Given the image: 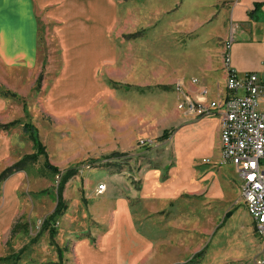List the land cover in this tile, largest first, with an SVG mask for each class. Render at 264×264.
Here are the masks:
<instances>
[{
	"label": "rangeland",
	"instance_id": "rangeland-1",
	"mask_svg": "<svg viewBox=\"0 0 264 264\" xmlns=\"http://www.w3.org/2000/svg\"><path fill=\"white\" fill-rule=\"evenodd\" d=\"M125 3L123 32L118 31L123 34V45L125 41L130 44L113 64L104 66L101 79L107 89L83 78L85 68L75 72L76 77L64 87L66 94L47 109L43 91L58 78L57 72L45 77L41 70L30 83L18 74L15 78L9 74V79L0 68L2 82H25L21 87L25 96L6 97L10 103L0 111V258L24 249L18 264H57L59 260L65 264L74 237L105 229L103 221L94 220L97 201L119 194L122 183L131 192H140L148 170L157 168L154 181L168 185L171 194L162 190L142 200L132 198L131 205L141 219L137 225L161 226V219L170 216L171 226L165 231L169 243L163 249L177 262L245 264L262 251V244L240 202L235 170L225 169L229 164L222 163L217 147L210 155L190 152L173 134L192 119L179 103L181 95L174 94L176 84L181 83L183 92L201 105L219 99L211 87H222L225 44L231 46L236 38L229 39L228 14L221 13L220 2L215 0H180L175 8L158 0ZM39 24V56L49 59L45 64L57 66L51 25L45 20ZM134 37L142 39L140 44ZM254 47L244 46L249 53ZM123 84L166 89L140 94L123 91ZM0 91L4 92L1 86ZM205 91L203 104L200 96ZM93 96L94 100H88ZM15 121L28 122L36 129L49 165L61 171L77 167L62 192L57 189L61 177L44 170L42 157L20 163L34 154V146L22 124L3 128ZM165 130L172 135L161 140ZM138 144L151 147L139 150ZM114 152L119 153L118 159H106ZM99 184L107 185L102 194L95 192ZM58 200L64 206L62 215L44 229Z\"/></svg>",
	"mask_w": 264,
	"mask_h": 264
},
{
	"label": "crops",
	"instance_id": "crops-1",
	"mask_svg": "<svg viewBox=\"0 0 264 264\" xmlns=\"http://www.w3.org/2000/svg\"><path fill=\"white\" fill-rule=\"evenodd\" d=\"M158 1L173 4V8L180 3V0ZM215 1L220 2L221 13L228 14L232 39L236 37L230 46L231 68L239 75L261 72L264 66V0ZM127 5L123 4V0H0V68L3 74L9 79V74L13 78L18 74L21 79H29L30 83H33L41 70L45 77L57 72L58 78L49 89L48 85H45L46 89L43 91V103L47 109H52V103L58 98L60 100L62 94H66L64 87L70 78L76 77L75 72L81 73L85 68L87 73L83 78H90L94 84L96 82L107 89L101 79L104 66L113 64L123 47L130 44L125 41L123 45V34L118 31L123 32V8ZM39 20H45L51 25V33L57 41V66L45 64L46 59L39 56L42 39ZM138 39L134 37V40L138 41L136 44L142 41ZM250 44L255 46L251 53L244 48ZM51 59L54 60L52 57ZM46 61L49 62V59ZM224 82L225 75L222 87L217 84L215 90L211 87L212 95L217 96L216 98L225 95ZM86 84L88 85V80ZM24 85L22 80L15 84L0 80V86L18 98L25 96L21 93V87ZM102 87L100 88L103 89ZM121 87L125 92L136 91L140 94L151 92L155 88L166 89L158 85L132 87L123 84ZM90 99L94 100L95 97L88 100ZM9 103L1 96L0 111ZM173 134L176 142L188 147L190 152L210 155L216 147L220 150L216 117L189 119L178 129H174ZM114 153L118 159L119 153ZM112 154L106 156V159L113 157ZM226 166L228 167L225 169L233 168L230 164ZM157 170H148L141 193L136 190L131 192L130 188H124L122 183L119 194L115 193L114 197L97 201L99 209L93 213L94 220L103 221L106 224L105 229L101 233L90 232L88 235L74 237L65 264H185L184 261L177 262L170 251L163 249L164 244L169 243L165 231L170 229L171 217L161 219V226H155L154 223L151 227L137 225V221L141 219L131 205L132 198L142 200L162 190L163 193L167 191V194H171L168 185H158L154 181Z\"/></svg>",
	"mask_w": 264,
	"mask_h": 264
},
{
	"label": "built area",
	"instance_id": "built-area-1",
	"mask_svg": "<svg viewBox=\"0 0 264 264\" xmlns=\"http://www.w3.org/2000/svg\"><path fill=\"white\" fill-rule=\"evenodd\" d=\"M232 33L229 37L232 40ZM230 44L222 58L225 95L201 105L183 92L178 83L174 92L192 119L216 117L220 156L223 164L233 166L239 181V198L261 239L262 251L245 264H264V66L259 73L239 75L231 68ZM194 82V81H193ZM206 91L200 100L204 104ZM105 185L95 192L102 194Z\"/></svg>",
	"mask_w": 264,
	"mask_h": 264
},
{
	"label": "trees",
	"instance_id": "trees-1",
	"mask_svg": "<svg viewBox=\"0 0 264 264\" xmlns=\"http://www.w3.org/2000/svg\"><path fill=\"white\" fill-rule=\"evenodd\" d=\"M114 86H116V84ZM126 88H130V87L126 86ZM0 95L5 97V98L6 97H14V98L18 99V97L15 94H13L9 91H5V90H4V92L0 91ZM18 124H22V123H20L19 121H15V122H12L8 125H5L3 128L4 129L12 128ZM22 127H23V131L28 134V138L33 142L34 154L31 156L25 157L22 160V162H20V163L34 162L38 159V157H42L44 159V163L42 165L44 170L47 171L48 173H50L51 175H59L61 177L60 181L58 183L57 189H59L62 192L63 184L68 180V178H70L72 175L77 173V167H71V168L66 169L65 171H61L60 169L49 165L47 162V157H46V153L44 151V147L42 146V144H41V142L37 136L36 129L28 122L23 123ZM171 134L172 133H170V132H164L160 139L161 140L168 139ZM138 145L140 146V144H138ZM140 147H143V149H148L151 146L144 144ZM116 155H117L116 153L112 154V156H116ZM4 175H5V173L2 174L1 178H3ZM59 190H58V193H59ZM60 193L58 194V199H60ZM63 208H64V206L62 204V201L58 200V205L56 207L55 212L51 216H49L45 219V222H44L42 227L44 229H47L51 225H54L57 222V219L62 215L61 209H63ZM49 232H50L51 236L55 235V231L50 230ZM23 253H24V249H22L18 254H14V255H11V256L5 257V258H0V263L1 262H3V263L7 262V264H18V261L20 260L21 255H23ZM200 256H201V253H199L196 257L198 258ZM8 261H11V263ZM192 261H193V259L191 260V262ZM57 264H63V262L61 260H59Z\"/></svg>",
	"mask_w": 264,
	"mask_h": 264
}]
</instances>
